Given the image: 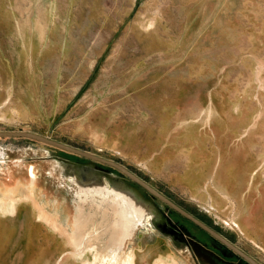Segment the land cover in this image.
Wrapping results in <instances>:
<instances>
[{"label": "rangeland", "instance_id": "1", "mask_svg": "<svg viewBox=\"0 0 264 264\" xmlns=\"http://www.w3.org/2000/svg\"><path fill=\"white\" fill-rule=\"evenodd\" d=\"M211 91L229 107L240 104L248 121L262 106L253 137L264 143V0H0V131L33 132L122 164L264 264L261 247L240 237L234 219L228 225L155 180L139 160L150 137ZM86 162L39 141L0 137V213L18 203L24 214L73 219L71 240L82 247L77 212L89 220L109 212L111 226L118 211H130L126 240L108 244L118 257L103 264L132 245L155 264H226L171 242L150 224L155 209L145 189L126 178L143 196L99 164L112 173L110 185ZM122 263L133 264L132 255Z\"/></svg>", "mask_w": 264, "mask_h": 264}, {"label": "crops", "instance_id": "2", "mask_svg": "<svg viewBox=\"0 0 264 264\" xmlns=\"http://www.w3.org/2000/svg\"><path fill=\"white\" fill-rule=\"evenodd\" d=\"M206 100L159 137H150L149 148L138 159L155 180L193 198L228 225L234 219L240 237L264 253V143L253 137L263 122L262 106L248 121L240 104L229 107L212 91ZM72 220L24 214L15 203L14 211L0 213V264H83L77 251L103 264L108 253L118 250L108 247L107 226L113 218L95 214L82 247L71 240ZM92 243L98 249L87 247ZM135 247L121 252L115 264H123L127 254L133 264H155L156 256L140 259L142 250Z\"/></svg>", "mask_w": 264, "mask_h": 264}, {"label": "water", "instance_id": "3", "mask_svg": "<svg viewBox=\"0 0 264 264\" xmlns=\"http://www.w3.org/2000/svg\"><path fill=\"white\" fill-rule=\"evenodd\" d=\"M0 137H9V138H27L35 141L42 142L44 144L51 145L53 147L59 148L61 150L67 151L71 154L83 157L88 159V162L85 163L87 166H94L98 169L103 170L106 172L105 178L111 185V178H109V175L112 173L99 167V164L107 165L111 168L117 169L120 173L119 177L121 180H124L125 183L132 185L136 190L144 196L142 191L134 186L133 184L129 183L126 178H129L131 181H133L137 186L139 185L143 189H145L152 197L146 199L149 201L150 204H152L155 211L150 214V224L152 227H155L157 230H159L162 234L167 236L171 242L174 244L180 246L183 244H189L191 247L194 248L196 251V254L201 256L202 254L207 259H212L214 261H220L222 263L226 264H234L235 262H232L230 260H225L223 256L217 255L214 251L208 249L204 244H201L199 241L194 240L192 237H185L182 236V238L175 232L176 226L174 225V222L172 221L171 217H169L168 209L172 208L173 210L179 212L182 216L188 218L191 220L196 226H199L203 230L207 231L213 238L216 240L222 242L229 250L234 252L237 256L242 258V261L244 264H261L258 262L254 257L248 255L246 252H244L241 248H239L234 242L227 239L223 234H221L218 230L216 231L213 227L206 224L202 219L200 220L198 217H196L194 214H192L190 211L183 209L179 204L174 202L170 197L160 192L156 187L151 186L146 180H143L140 176L133 173V171L129 170L127 167L123 166L122 164L95 155L91 152L73 147L71 145L59 142L57 140L51 139L49 137H46L44 135L36 134L29 131H0ZM155 199L161 200L164 204H166V210H163L157 201ZM156 212L159 213L161 218L155 219L154 216H156ZM153 216V217H152ZM159 217V216H158Z\"/></svg>", "mask_w": 264, "mask_h": 264}, {"label": "flooded vegetation", "instance_id": "4", "mask_svg": "<svg viewBox=\"0 0 264 264\" xmlns=\"http://www.w3.org/2000/svg\"><path fill=\"white\" fill-rule=\"evenodd\" d=\"M167 211L169 213V217H171L174 225L176 226L175 232L181 238L182 236L192 237L194 240L199 241L201 244H204L208 249L214 251L217 255L219 254L220 256H223L225 260L235 262L234 264H243L241 257L237 256L234 252L229 250L224 244H222V242L213 238L207 231L203 230L199 226H196L191 220L182 216L179 212L173 210L172 208H169ZM204 222L207 224L206 221Z\"/></svg>", "mask_w": 264, "mask_h": 264}, {"label": "bare ground", "instance_id": "5", "mask_svg": "<svg viewBox=\"0 0 264 264\" xmlns=\"http://www.w3.org/2000/svg\"><path fill=\"white\" fill-rule=\"evenodd\" d=\"M260 80L261 79L259 78V81ZM107 213H109V212H106L105 216H108ZM113 216H114V219H116V220H118L116 216H119V218H120V222L119 223L114 222L111 226H107L108 227V231H111V232H108V233H111L109 235L108 244L109 243H110V245L114 244L113 245V247H114L116 245V243L117 244L118 243L122 244L126 240L128 234H129V232L131 230V220L133 218V213L130 212V211L120 212L119 213V211H118L117 214L113 215ZM111 218H113V217H111ZM107 219H109V218H107ZM74 221L77 222V226H78V229H79V234H80V236L82 237V240H83L84 234L87 231L86 230L87 225H89V222H90L89 216L85 215L82 212H80V213L77 212L75 217H74ZM73 242H74L76 247H81L82 243L80 241L75 240ZM118 250H116L115 252L113 251L112 253H108V255H112V258L118 257ZM77 253H76V257L77 258H80V257H82L84 255V254L82 255L83 252L77 251ZM82 258H84L82 260L83 264H91L90 261H88V258L85 257V255Z\"/></svg>", "mask_w": 264, "mask_h": 264}]
</instances>
